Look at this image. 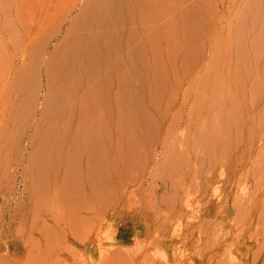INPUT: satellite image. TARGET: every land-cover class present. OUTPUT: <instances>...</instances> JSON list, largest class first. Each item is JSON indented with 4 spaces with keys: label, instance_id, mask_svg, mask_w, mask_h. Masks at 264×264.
<instances>
[{
    "label": "bare ground",
    "instance_id": "1",
    "mask_svg": "<svg viewBox=\"0 0 264 264\" xmlns=\"http://www.w3.org/2000/svg\"><path fill=\"white\" fill-rule=\"evenodd\" d=\"M177 3L107 0L12 38L0 142L17 136L16 165L33 182L31 249L43 260L73 247L87 264H264V163L252 160L264 153L263 78L251 81L226 51L228 67L212 59L200 83L212 54H193L190 19L181 55L162 67L145 24L162 30ZM7 205L0 249L15 236ZM108 222L122 240L103 233ZM125 236L145 242L130 247Z\"/></svg>",
    "mask_w": 264,
    "mask_h": 264
},
{
    "label": "rangeland",
    "instance_id": "2",
    "mask_svg": "<svg viewBox=\"0 0 264 264\" xmlns=\"http://www.w3.org/2000/svg\"><path fill=\"white\" fill-rule=\"evenodd\" d=\"M106 1L0 0V72L6 68L4 60L12 50V38L14 35L16 37L22 28H37L41 25H49L52 28L64 17L75 19L83 16ZM186 7L192 9L190 18L185 17ZM177 8L178 17L167 24L162 23L165 26L162 30L152 23L154 19H149L145 24L143 43L150 52L160 53L163 59L162 67L166 65V61L170 66L175 65L176 59L181 55L190 19L194 41L193 54L196 57L200 53L205 57L207 50L212 54L207 61L204 59L202 62L200 83L206 80L208 64L212 59L216 71H222L228 67L222 62L223 53L235 51L242 59L236 62V66L249 70L251 81L257 77L263 78L258 81L257 86H264V0H178ZM68 26L65 25V31ZM225 87L227 91L229 86ZM16 140L17 136L13 134L9 139L0 142V231L3 204H8L7 211H10V214L17 215L13 225L15 236L2 242L0 264H87L90 262L89 255L73 247L64 248L55 254V257L50 255L47 260H43L35 249H31V194L27 193L26 189L28 187L31 190L33 182L29 177L28 183L25 184L26 165H16L19 155V151L14 148ZM21 145L23 149L26 141ZM252 160L256 164L264 163V153L255 154ZM167 166L164 165L163 168ZM162 171L161 168L160 172ZM7 173H11L8 184L3 179ZM119 226V222H108L103 225V233L116 236V240H122L117 236ZM104 237L101 235L100 240ZM125 237L123 240L130 247L138 248L145 242L144 237ZM153 251L159 257L165 255L162 246L155 245ZM190 253L191 250L187 248L186 254ZM141 262L139 259L138 263Z\"/></svg>",
    "mask_w": 264,
    "mask_h": 264
}]
</instances>
